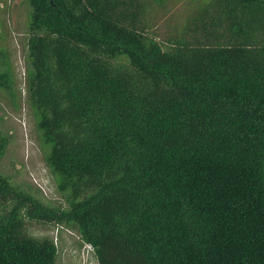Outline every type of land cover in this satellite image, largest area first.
I'll list each match as a JSON object with an SVG mask.
<instances>
[{
    "label": "trees",
    "instance_id": "obj_1",
    "mask_svg": "<svg viewBox=\"0 0 264 264\" xmlns=\"http://www.w3.org/2000/svg\"><path fill=\"white\" fill-rule=\"evenodd\" d=\"M27 1L25 102L65 204L0 172V264H56L32 222L98 264H264V0Z\"/></svg>",
    "mask_w": 264,
    "mask_h": 264
},
{
    "label": "rangeland",
    "instance_id": "obj_2",
    "mask_svg": "<svg viewBox=\"0 0 264 264\" xmlns=\"http://www.w3.org/2000/svg\"><path fill=\"white\" fill-rule=\"evenodd\" d=\"M28 19L27 0H1L0 71L11 69L15 90L22 98L13 104L5 93L0 95V139L7 144L0 158V172L46 204L64 205L63 197L43 161L41 148L34 139L33 113L25 102ZM27 233L36 238H53L58 249L56 264H98L90 247L64 227L32 222L27 226Z\"/></svg>",
    "mask_w": 264,
    "mask_h": 264
}]
</instances>
